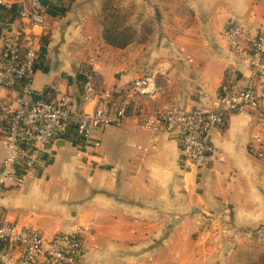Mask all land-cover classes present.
Returning <instances> with one entry per match:
<instances>
[{"label":"crops","instance_id":"0c3cea01","mask_svg":"<svg viewBox=\"0 0 264 264\" xmlns=\"http://www.w3.org/2000/svg\"><path fill=\"white\" fill-rule=\"evenodd\" d=\"M15 1L51 23L39 44L34 95L67 93L75 113H90L98 102L83 106L79 82L89 76L95 90L112 97L111 108L126 107L127 119L94 133L101 145L88 160L75 158L72 142L58 141L53 167L4 192L5 219L30 222L46 239L81 232L86 264H256L264 256V163L249 147L255 114L218 126L211 168L188 170L177 137L152 136L137 113L209 111L224 87L242 88L247 64L222 33L231 24L264 31V0H128L154 20L148 39L124 50L104 42L92 13L96 0ZM11 30H3L0 46L30 33L20 19ZM138 76L156 78L155 94L133 92L129 80ZM14 97L0 90V104ZM6 155L0 129V171Z\"/></svg>","mask_w":264,"mask_h":264},{"label":"built area","instance_id":"2783aa9c","mask_svg":"<svg viewBox=\"0 0 264 264\" xmlns=\"http://www.w3.org/2000/svg\"><path fill=\"white\" fill-rule=\"evenodd\" d=\"M0 5L8 9L17 7L19 19L30 30L28 34L20 33L5 40L0 51V90H5L10 97L16 96L8 104H0V129L7 152L0 171L1 207L7 189L32 182L38 172L55 163L58 141L72 142L75 158L88 160L90 151L101 145L94 139V133L122 126L127 109L111 108L108 98L112 97H103L95 90L89 76L82 88V104L86 107L98 102V107L90 113H75L67 93H58L52 98L34 95L33 86L43 53L39 44L51 34V25L39 10L20 8L15 0H0ZM222 36L230 51L247 64L242 88L233 92L224 87L213 104L214 109L209 111L173 108L137 113L142 127L152 136L177 137L181 164L188 170L210 169L216 152L212 132L230 116L246 112L256 116L249 147L264 163V31L251 34L242 26L231 24ZM129 85L135 93L152 95L157 80L154 76H138L131 78ZM139 160L133 158L135 163ZM20 222H9L0 212V264H86L81 232L57 233L46 239L30 222ZM18 251L20 256L15 258Z\"/></svg>","mask_w":264,"mask_h":264},{"label":"trees","instance_id":"16d2710c","mask_svg":"<svg viewBox=\"0 0 264 264\" xmlns=\"http://www.w3.org/2000/svg\"><path fill=\"white\" fill-rule=\"evenodd\" d=\"M103 10V21L101 23V27L103 30V40L104 42L118 50H124L131 46L132 44L137 42V31L136 34L133 32V29L129 25H124V18L114 12L112 15H109L110 12L114 9L110 2L104 4ZM19 19V9L17 7L6 8L0 5V39L3 37L4 31L2 26L14 25ZM150 32V31H149ZM147 33L143 43L148 39L150 33ZM79 82L83 84V86L87 82V78L85 76H80ZM227 86V85H226ZM249 264H255L251 261ZM257 264V263H256Z\"/></svg>","mask_w":264,"mask_h":264},{"label":"rangeland","instance_id":"374dc122","mask_svg":"<svg viewBox=\"0 0 264 264\" xmlns=\"http://www.w3.org/2000/svg\"><path fill=\"white\" fill-rule=\"evenodd\" d=\"M96 1L98 3L99 9L97 8L95 11H92V13L94 15L97 14V22L99 23L100 26L103 21V10H105L104 4H106L107 2H110V5H112L114 9L110 12L109 15H112L114 12L120 14L124 18V21H123L125 23L124 25H129L133 29V32L135 34L137 31L136 30L137 26H141L142 28L141 31L140 32L137 31V38L139 42L143 41L146 34L149 31H151L152 29L151 20H154L152 13H150L148 18L144 17L142 15L141 5H139L140 8H137V6H135L136 2H129L128 0H96ZM122 6H124V8H127V9L125 10ZM49 24L51 23L49 22ZM1 49H2V46H0V51ZM8 103L9 102L3 103L2 105L8 104ZM51 167H47L46 169H49ZM257 264H264V256L259 255Z\"/></svg>","mask_w":264,"mask_h":264},{"label":"water","instance_id":"95a60500","mask_svg":"<svg viewBox=\"0 0 264 264\" xmlns=\"http://www.w3.org/2000/svg\"><path fill=\"white\" fill-rule=\"evenodd\" d=\"M2 29L4 30V31H12L11 30V26H9V25H4V26H2Z\"/></svg>","mask_w":264,"mask_h":264}]
</instances>
